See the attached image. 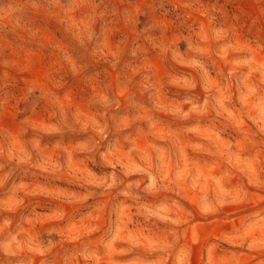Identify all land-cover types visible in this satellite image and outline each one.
I'll use <instances>...</instances> for the list:
<instances>
[{
  "label": "rangeland",
  "instance_id": "374dc122",
  "mask_svg": "<svg viewBox=\"0 0 264 264\" xmlns=\"http://www.w3.org/2000/svg\"><path fill=\"white\" fill-rule=\"evenodd\" d=\"M213 2L114 0L135 15L121 20L99 39L85 40L86 47H80L70 30L83 20L86 5L74 9L61 26L60 22L43 21L25 0H0V7L23 6L10 15L0 13L4 17L0 19V43L21 42L26 34L17 28L18 22L26 27L37 26L36 42L42 49L58 46L69 54L74 52L87 65L88 86L80 89L87 92L81 109L83 124L95 119L98 110H104L105 97H117L120 108L107 110L109 124L116 120L127 133L126 139L113 140L108 162L99 165L85 154L87 136H50L41 131L52 120L50 109L33 113L27 121L30 126H22L23 118L14 111L0 116V164L4 165L0 168V264H186L183 247L175 248L165 261V248L173 246L174 226L166 218L164 196L148 192V174L134 171L143 167L141 157H154L156 153L170 154L177 165L174 175L183 190L178 216L193 214L188 225L181 227L182 239L192 251L191 264H256L244 250L217 241L237 236L244 217L264 209V189L257 190L249 183L254 176L257 184L264 180L260 172L264 167V144L257 141L254 148L249 147L257 136L264 140L257 131L260 109H249L248 103H242L260 93L264 48L251 45L253 59L242 64L249 53L233 52L231 42H222L223 37L209 39L205 30L208 19L196 9ZM187 24L197 30L193 39L177 40L181 32L187 35ZM145 35L159 40V48L151 49ZM190 43L205 54L210 65V76L207 81L198 79L192 102L202 103L208 94L206 89L215 93L227 86L231 94L224 105L227 111L217 120H180L141 103L151 91L148 85L169 66L167 53H161L160 48L174 45L179 49L180 62L174 65L177 77L198 76L197 69L187 66L195 55ZM46 55L33 48L20 53L25 59L35 57L41 63ZM185 98L191 97L184 89L171 88L163 100L165 105H182L187 111ZM25 154L30 160L21 163L19 158ZM121 162L125 165L123 171H119ZM112 163H116L123 183L112 189L95 187L112 171ZM129 170L131 174L124 176L123 172ZM185 177L190 178L189 187H185L189 183ZM128 184L133 187L126 188ZM241 189L249 193L247 202L226 206L211 223L193 211L197 194L212 197L231 193L236 197ZM123 191L130 194L124 196ZM172 198H176L174 194ZM153 211L162 218L150 215Z\"/></svg>",
  "mask_w": 264,
  "mask_h": 264
},
{
  "label": "clouds",
  "instance_id": "9594fccd",
  "mask_svg": "<svg viewBox=\"0 0 264 264\" xmlns=\"http://www.w3.org/2000/svg\"><path fill=\"white\" fill-rule=\"evenodd\" d=\"M25 4L43 21L60 22L61 26L74 9L86 5L87 12L84 14L83 20L70 30V33L79 40L80 47H86L85 40H92L93 37L99 39L109 28L115 27L121 20L129 16L135 15L130 8L122 9L114 3V0H25ZM229 5L232 7H228ZM22 7V5L9 4L6 7H0V13L10 15L14 11H20ZM196 11L208 19L205 30L209 39H216L217 36L223 37L222 42H231L233 52L249 53L248 59L241 61L242 64L253 59L251 45L254 44L256 48H264V0H223V3H220V0H214L208 7L196 9ZM3 18L0 16V19ZM184 22L187 23L186 16H184ZM16 26L26 34L21 37V42L16 44L8 41L0 43V116H3L5 111L11 110L23 118L22 126H30L27 125V121L33 113L41 108L50 109L52 120L48 127L41 131L50 136L53 134L61 136L73 134V138L87 136L89 142L86 156L92 163L104 165L109 160V149L113 140L117 137L127 138V133L121 130V126L116 120H112L110 126L107 116L109 108H120L119 99L105 97L104 110H98L96 118L84 125L81 109L85 106L87 92L80 89L81 86L85 89L88 86L87 65L81 62L74 52L69 54L64 48L53 46L42 49V46L36 42V37L39 35L37 26L26 27L18 22ZM143 31L147 33L148 29H143ZM186 31L187 35L181 32L177 36V40L190 41L197 30L187 24ZM241 38L245 40V43L239 42ZM144 39L151 45V49L159 48V40L157 41L153 36L145 35ZM30 41H35V43H29ZM25 48H33L37 52L42 50L47 53L43 63L35 57L30 60L21 57L20 53ZM189 48L193 49L195 55L187 61V66L197 69L198 76L177 77L174 65L180 62L179 49L174 45L160 48L161 53H167L169 66L148 85L151 91L141 103L150 105L157 112L167 111L180 120L205 117L217 120L224 111H227L224 105L231 99V94L228 92L227 86L216 89L215 93L206 89L208 94L202 103L192 102L195 99L192 93L197 88L198 79L202 78L207 81L210 76V65L204 59L203 52L194 49L191 43ZM53 53H55L54 56ZM132 55H136V50H133ZM259 87L258 96H252L250 102L242 100V103H248L249 109L259 107L260 116L258 119L260 123L257 124V131L260 136H264V78L261 79ZM171 88H182L191 97L183 100V104L188 105L187 111L183 110L182 105L164 104L163 97L169 93ZM66 96H70L71 101L66 100ZM5 103L8 105L7 108H5ZM213 113H215L214 116ZM253 122L255 123L256 120L254 119ZM110 135L113 137L111 140H109ZM252 135L256 136V133H252ZM257 141L264 144V140L257 136L256 141L251 142L249 147L254 148ZM35 147L38 149V145ZM19 159L21 163H24L28 162L30 157L25 154ZM141 164L143 167H137L134 171H144L148 174L147 191L152 194L160 193L164 196L166 218L174 226L171 234L174 247L165 248V261L167 255L174 253L175 248L183 247L186 264H191L192 251L188 247L187 241L182 239L181 227L188 225L193 219V214L187 212L183 218L178 216L177 210L182 207L180 199L183 198V190L179 187L180 182L175 179L174 175L177 165L170 154L162 155L161 153H156L154 157L145 154L141 157ZM3 167L4 165L0 164V168ZM68 167L71 168V164ZM124 167V163L121 162L119 171H123ZM111 168L112 171L107 176L100 178L95 187L112 189L123 183L117 175L116 163H112ZM131 171H124V176L130 175ZM260 172L264 173V167L260 168ZM193 174H195L194 171ZM184 179L189 181L185 187H189L190 178L185 177ZM249 183L257 190L264 189V180L257 184L255 176ZM125 187L130 189L133 185L128 184ZM135 187L138 188L139 184ZM121 194L128 196L130 193L123 191ZM173 194L176 198H172ZM248 197L249 193L243 189L236 197L231 193L212 197L197 194L193 211L206 222L211 223L226 206L244 205ZM262 212L264 209H259L252 212V217L245 216L241 221L240 229H238L239 234L232 239L217 241V244L222 242L242 249L252 255L256 264H264V215L261 214ZM150 215L156 216L157 219L162 218L157 211L151 212ZM205 264L208 262L205 261Z\"/></svg>",
  "mask_w": 264,
  "mask_h": 264
}]
</instances>
